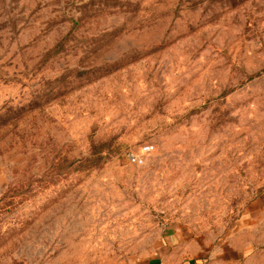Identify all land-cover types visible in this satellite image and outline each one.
I'll return each mask as SVG.
<instances>
[{"label": "rangeland", "instance_id": "1", "mask_svg": "<svg viewBox=\"0 0 264 264\" xmlns=\"http://www.w3.org/2000/svg\"><path fill=\"white\" fill-rule=\"evenodd\" d=\"M183 226L264 264V0H0V264Z\"/></svg>", "mask_w": 264, "mask_h": 264}, {"label": "crops", "instance_id": "2", "mask_svg": "<svg viewBox=\"0 0 264 264\" xmlns=\"http://www.w3.org/2000/svg\"><path fill=\"white\" fill-rule=\"evenodd\" d=\"M242 256L241 250L205 242L183 226L155 232L153 241L129 264H241Z\"/></svg>", "mask_w": 264, "mask_h": 264}, {"label": "built area", "instance_id": "3", "mask_svg": "<svg viewBox=\"0 0 264 264\" xmlns=\"http://www.w3.org/2000/svg\"><path fill=\"white\" fill-rule=\"evenodd\" d=\"M148 150H149V146L143 145L139 152L133 151V150H128L127 151V157L131 162L139 164V163L143 162L144 155L148 152Z\"/></svg>", "mask_w": 264, "mask_h": 264}]
</instances>
